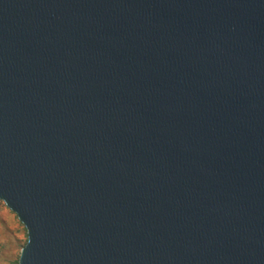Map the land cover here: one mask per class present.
<instances>
[{"label": "water", "instance_id": "water-1", "mask_svg": "<svg viewBox=\"0 0 264 264\" xmlns=\"http://www.w3.org/2000/svg\"><path fill=\"white\" fill-rule=\"evenodd\" d=\"M0 201L19 264H264V0H0Z\"/></svg>", "mask_w": 264, "mask_h": 264}, {"label": "rangeland", "instance_id": "rangeland-1", "mask_svg": "<svg viewBox=\"0 0 264 264\" xmlns=\"http://www.w3.org/2000/svg\"><path fill=\"white\" fill-rule=\"evenodd\" d=\"M28 235L17 215L0 201V264H19Z\"/></svg>", "mask_w": 264, "mask_h": 264}]
</instances>
